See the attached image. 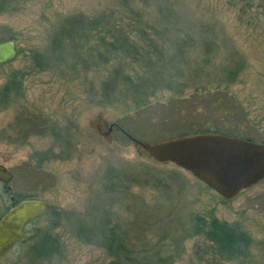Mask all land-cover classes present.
Wrapping results in <instances>:
<instances>
[{
  "label": "rangeland",
  "instance_id": "obj_1",
  "mask_svg": "<svg viewBox=\"0 0 264 264\" xmlns=\"http://www.w3.org/2000/svg\"><path fill=\"white\" fill-rule=\"evenodd\" d=\"M0 6V41L19 48L0 65V91L18 89L0 105V160L30 165L59 247L40 258L30 244L0 264H112L104 246L77 234L105 222L171 264H264V181L226 200L177 164L144 156L122 128L103 133L114 124L157 140L219 129L264 141V17L253 26L254 2ZM200 216L247 232L245 255L224 256L196 234Z\"/></svg>",
  "mask_w": 264,
  "mask_h": 264
},
{
  "label": "water",
  "instance_id": "obj_2",
  "mask_svg": "<svg viewBox=\"0 0 264 264\" xmlns=\"http://www.w3.org/2000/svg\"><path fill=\"white\" fill-rule=\"evenodd\" d=\"M259 6L264 11V0ZM19 48L13 39L0 41V65L13 61ZM100 125V131H103ZM114 124L103 132L109 136ZM142 154L157 163L172 162L190 171L226 200L264 180V142L223 132L204 131L172 135L157 140L139 139L124 130ZM42 200H28L0 223V252L17 239L19 223L37 216L44 208Z\"/></svg>",
  "mask_w": 264,
  "mask_h": 264
},
{
  "label": "flooded vegetation",
  "instance_id": "obj_3",
  "mask_svg": "<svg viewBox=\"0 0 264 264\" xmlns=\"http://www.w3.org/2000/svg\"><path fill=\"white\" fill-rule=\"evenodd\" d=\"M227 1L234 2L237 0H227ZM253 2L257 5V8L259 10L258 12H253L252 14L250 13L249 16L252 17V24L254 27H256V25H258V20L261 19V17L262 18L264 17V11L262 7L259 6L260 0H253V1L241 0V3L246 6H250V4ZM17 90H18L17 87L15 85L12 86L11 84H8L6 87H4L0 91V105L6 104V102L13 99L12 97L14 95L13 93L16 92ZM17 93L18 92H16V94ZM30 121L32 122L33 125H36V122H33L34 120L33 121L30 120ZM118 128L120 129L122 128L121 130L124 131L123 127L114 125V128L109 135H111ZM243 138L251 139L250 137H243ZM251 140L256 141L254 139ZM256 142H264V141H256ZM30 172H31L30 165L25 164L24 166L18 162H13V164H8L0 160V223L4 220V218L14 213L20 205H22L24 202L28 200H33V199L42 200L45 203L43 210L37 216L22 222L21 225L19 223L18 233L25 237L17 239L12 245H9L7 248L1 251L0 259L7 255H15L14 253H19L21 249L25 250V248H27V245L30 244H33V254L36 257H40V258L47 257L46 252L49 246L50 249L55 251V253L58 251L59 247L57 246L56 240L50 238L53 240V244L52 243L48 244L49 236H48V227L46 220L48 205L46 199L42 196V193L32 192ZM263 181L264 180H262L261 182ZM259 183L255 184L254 186L258 185ZM198 219L206 227H196V231H195L196 234L205 235L204 237L205 240L215 245L216 251L218 252L220 251L224 256H229L219 247V242H223V240H225L226 242L227 240L226 237L224 236L230 233L235 234L239 232L246 233L248 235L247 232L234 228L227 221L221 222L219 221V219L214 218L213 220L209 221V223L207 224V220L204 217L200 216L198 217ZM215 222L217 223L216 226L211 225L212 223ZM37 249H39L40 251L39 254L35 251ZM28 250H30V247Z\"/></svg>",
  "mask_w": 264,
  "mask_h": 264
},
{
  "label": "trees",
  "instance_id": "obj_4",
  "mask_svg": "<svg viewBox=\"0 0 264 264\" xmlns=\"http://www.w3.org/2000/svg\"><path fill=\"white\" fill-rule=\"evenodd\" d=\"M206 131L220 132L219 129H208ZM108 225L105 222V225L100 228L94 229L91 227L87 231H83V233L78 232L77 234L81 240L87 243H96L97 245L104 246L108 250V253L114 256L112 264H171L159 250L155 252H150L152 249L149 248L136 250L124 233L117 231L115 227L109 228ZM211 225L216 226L217 223L215 222ZM224 237L227 240L226 242L225 240L219 242V247L229 256L241 257L245 255L252 242L251 238L242 232L230 233ZM50 243L53 244V240L49 237L48 244ZM35 251L38 254L40 253L39 249ZM54 253L55 251L50 249L49 246L46 252L47 256H52Z\"/></svg>",
  "mask_w": 264,
  "mask_h": 264
}]
</instances>
